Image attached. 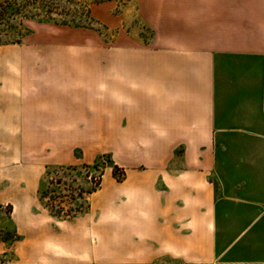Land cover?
Returning a JSON list of instances; mask_svg holds the SVG:
<instances>
[{
	"label": "crops",
	"instance_id": "obj_1",
	"mask_svg": "<svg viewBox=\"0 0 264 264\" xmlns=\"http://www.w3.org/2000/svg\"><path fill=\"white\" fill-rule=\"evenodd\" d=\"M142 6L151 43L77 58L56 77L63 85L25 88L9 52L0 124L11 137L16 124L39 125L22 137L57 162L74 163L77 147L88 159L110 152L125 176L92 192L87 212L55 221L34 210L39 166H1L0 202L26 207L15 238H0V264H264V186L225 188L217 147L229 131L264 140V0ZM244 71L262 98L223 102L222 76L235 90Z\"/></svg>",
	"mask_w": 264,
	"mask_h": 264
},
{
	"label": "rangeland",
	"instance_id": "obj_2",
	"mask_svg": "<svg viewBox=\"0 0 264 264\" xmlns=\"http://www.w3.org/2000/svg\"><path fill=\"white\" fill-rule=\"evenodd\" d=\"M142 3L143 0H0V82L6 83L9 79V52L11 69L15 68L16 73L21 71V80L25 77L22 85L34 90L41 85H63L56 77L70 73L81 62L77 58L118 52L126 45L150 44L152 13L143 10ZM222 77L223 102L232 101L235 95L244 101L249 94L256 102L262 98L258 76L249 82L247 72H241L236 76L235 90L230 89L229 77L226 74ZM15 127L17 132L12 138L11 124H0V167L38 165L40 176L32 188L34 210L48 211L55 221L68 214L79 216L87 212L89 192L96 187L95 183L100 181L98 189H101L106 180L121 174L114 167L119 166L118 158L110 152L88 159L83 148L77 147L73 151L75 162L61 164L55 160L54 148L41 146L40 140L22 137L32 127L39 131V125L21 122ZM222 135L217 147L226 178L225 188L262 191L264 140L231 131ZM249 178L251 182H247ZM25 207L0 202L1 239L15 238L17 234L11 225L15 218L22 217Z\"/></svg>",
	"mask_w": 264,
	"mask_h": 264
},
{
	"label": "trees",
	"instance_id": "obj_3",
	"mask_svg": "<svg viewBox=\"0 0 264 264\" xmlns=\"http://www.w3.org/2000/svg\"><path fill=\"white\" fill-rule=\"evenodd\" d=\"M114 167H115V169H118V170L121 171V174H120L119 176H117L116 179H117V180H121L122 178H124V176H125V169L122 168V167H120V166H117V165H115ZM95 184H96V187H95V188H92V189L90 190L89 193H92V192L96 191V190L98 189V187L101 185V182L99 181V182H97V183H95ZM41 197H42V196H41ZM75 216H76V215H70V214H68V215H66V216H64V217H62V218H63V219H66V218H73V217H75ZM57 217H60V216H57Z\"/></svg>",
	"mask_w": 264,
	"mask_h": 264
}]
</instances>
